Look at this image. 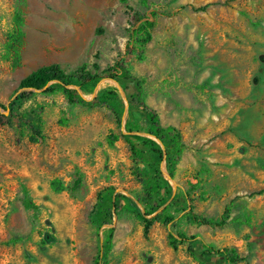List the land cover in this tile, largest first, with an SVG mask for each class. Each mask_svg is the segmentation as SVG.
<instances>
[{"label": "rangeland", "instance_id": "1", "mask_svg": "<svg viewBox=\"0 0 264 264\" xmlns=\"http://www.w3.org/2000/svg\"><path fill=\"white\" fill-rule=\"evenodd\" d=\"M22 1L0 0V264H224L222 248L236 264H264V0ZM19 8L14 60L4 43ZM145 19L136 62L128 35ZM48 65L99 80L91 92L69 87L80 103L41 91L16 101L19 81ZM167 127L183 145L170 169L169 138L151 135ZM152 187L165 201L143 234ZM168 235L193 239L173 250Z\"/></svg>", "mask_w": 264, "mask_h": 264}, {"label": "trees", "instance_id": "2", "mask_svg": "<svg viewBox=\"0 0 264 264\" xmlns=\"http://www.w3.org/2000/svg\"><path fill=\"white\" fill-rule=\"evenodd\" d=\"M23 1L19 0V4L22 5ZM144 3V2H141ZM22 12L19 9H16L11 17L10 23V30L8 32L7 40L4 43V51L6 55H10L12 59L16 60L19 55V49L22 44L23 38V31H22ZM152 28V23L147 19L141 21L136 27L132 28L131 32L128 35L127 45H126V52L131 58L136 62H143L145 59V45L150 40V31ZM122 63L117 64L119 67L122 66ZM129 68L124 67L123 72L127 75ZM99 74L96 73H89L85 72L84 68L81 67L80 69L75 70L74 72H67L65 73L56 65H48L37 68L36 70L30 72L28 75L23 77L18 83V90L19 93L16 96V101L22 102L27 100V98L33 94L34 91H41L43 94L53 95V94H61L65 100L70 104L80 103L79 95L75 89H70L69 87L73 86L78 90H82L84 92H91L93 86L98 82ZM50 82H54L49 84ZM105 96L116 97L113 93H105ZM112 98H106L107 101L110 102L111 106L114 107L115 101ZM121 113H122V106L118 102L117 108L114 111V121L116 125H120L121 122ZM1 119V116H0ZM33 122L36 124L38 123L37 118L33 119ZM1 123V120H0ZM40 127V125H38ZM125 130L130 133L133 129V126L130 124L125 125ZM164 133L168 138L169 142L165 149H168L164 156L165 162L168 169L175 166L178 163L183 145L180 140V134L171 127L167 128H156V131L153 132V135L156 139L160 140V134ZM37 136H39V132H36ZM123 137V136H122ZM129 138L130 136H126ZM124 137V138H126ZM30 141H35V138H30ZM116 141V136H111L109 142L113 143ZM131 155L133 157H137L139 151L133 146V144L127 139L126 140ZM142 145L145 149L155 156L157 159H161L163 156L162 151L154 142L149 139H144L142 141ZM168 175L173 177V173L168 171ZM156 184V183H155ZM63 184L58 180H53L50 183V189L53 192H60L64 190ZM160 190L152 187L147 191V200L150 201L151 204H148L149 209L144 215L137 214L138 217L141 219L143 226L142 232L145 234L147 229L151 225L152 221L158 219V216L148 220L145 216L149 215L153 212L154 209L159 208L164 203V196L163 194L159 193ZM256 194H264V190L257 192ZM197 225H206V226H220L219 224L212 223L211 220H205L201 218H193ZM193 238H186L185 236L179 235L177 239L173 236L168 235L169 246L171 249H176V243L178 242H188ZM44 244L51 242V238L49 236H44L42 239ZM190 251V250H189ZM204 254L208 253L207 250H204ZM213 253L220 258L224 264H236L238 258L234 249L232 248H222L216 249ZM99 257L95 259L94 264H98Z\"/></svg>", "mask_w": 264, "mask_h": 264}]
</instances>
